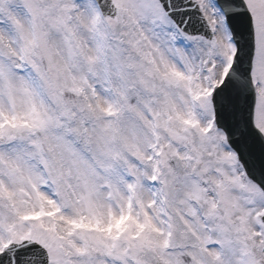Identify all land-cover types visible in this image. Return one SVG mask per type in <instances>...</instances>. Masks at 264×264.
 <instances>
[{
	"label": "snow or ice",
	"instance_id": "snow-or-ice-1",
	"mask_svg": "<svg viewBox=\"0 0 264 264\" xmlns=\"http://www.w3.org/2000/svg\"><path fill=\"white\" fill-rule=\"evenodd\" d=\"M0 264H264V0H0Z\"/></svg>",
	"mask_w": 264,
	"mask_h": 264
}]
</instances>
